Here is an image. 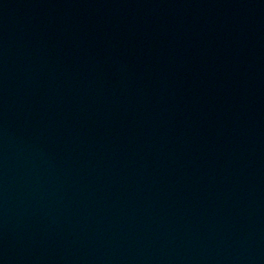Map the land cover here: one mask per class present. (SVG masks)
Here are the masks:
<instances>
[{
    "label": "water",
    "instance_id": "1",
    "mask_svg": "<svg viewBox=\"0 0 264 264\" xmlns=\"http://www.w3.org/2000/svg\"><path fill=\"white\" fill-rule=\"evenodd\" d=\"M0 264H264V0H0Z\"/></svg>",
    "mask_w": 264,
    "mask_h": 264
}]
</instances>
